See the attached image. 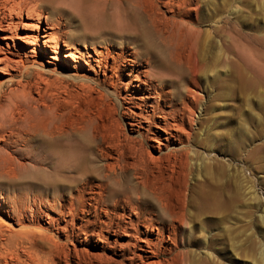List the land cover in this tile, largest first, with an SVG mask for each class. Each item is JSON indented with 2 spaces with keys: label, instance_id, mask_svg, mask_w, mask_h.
Masks as SVG:
<instances>
[{
  "label": "bare ground",
  "instance_id": "1",
  "mask_svg": "<svg viewBox=\"0 0 264 264\" xmlns=\"http://www.w3.org/2000/svg\"><path fill=\"white\" fill-rule=\"evenodd\" d=\"M20 1L22 0H0V97L4 87L10 84L16 82L20 87V89H10L5 104L0 102V180H7L15 195L11 213L19 229L17 232L25 233L24 239L27 240L32 239L29 236L35 237L36 240L38 238L36 233L44 235V238L40 236V242L44 246L48 245L46 251L40 249V246L39 249L37 248L42 252H34L36 255H31L29 259L31 264H57L56 260L61 259L62 254L65 256L73 252L78 255L79 251L75 248L67 249V251L66 248L64 249L66 243L72 244V237L81 238L89 244L92 236H95L96 244H110L103 240L100 233L95 234L88 229V226L77 222L81 219L79 207L83 200L99 201L95 193L94 197L93 193L84 194L85 191H83L85 190L83 186L89 183L85 177L88 172L84 166L88 161L92 163V160L84 155L82 149L79 151L76 149L73 152L69 150L74 147L71 144L74 145L80 133L79 126L69 125L70 118L63 110L64 108H60L58 104L42 102L38 93L33 95L31 82L25 80V83H22V77L25 76V72L28 75L30 66L26 65L25 61L44 54L48 67L53 70L48 68L44 70L41 66H37L41 70L40 73H34L35 81L44 79L41 75L43 73L41 71L44 70L47 73H55L57 76L55 78L52 76L54 79L52 81L61 83L59 79L64 78L59 77L66 74L58 71L57 67L74 71L76 74L82 70L93 71L95 76L97 72L102 71L104 78H108L113 89L125 87L129 90L132 86L147 92L143 103L146 105L144 107L149 108L148 118L159 120L156 125L159 132L156 136L162 137L163 133L164 140L177 145L174 152L177 165L176 178L173 179L172 184L167 183L164 178L159 179L157 174L156 177L152 175L147 162L149 159L151 162L155 159L152 156L147 161L144 159V146L132 152L133 161L130 163L124 160L122 150L121 159L118 155L125 167L130 165L129 168L132 167L131 170H134L132 175L137 180L135 185L126 187L121 185L114 165L103 166L105 171L101 172L103 180L101 188L119 206L121 203L125 208L127 207L131 214L129 216L133 218H129L126 223L129 226L117 223L113 230L115 236L129 238L125 244L114 241V246L110 247L112 251H118L117 256L122 259V262L126 261L128 264L196 263L192 248L200 244L208 249L212 245L215 238L209 237L208 231L211 232L210 229L214 227L225 230L224 223L227 222L228 215L236 211L242 196L247 197L251 202L254 215L256 212L260 213L256 218L264 225V203L256 191V183L252 184L246 179L247 187L242 181L233 182L235 177L233 175L226 179L222 170L223 165L217 169V172L210 166H203V162L198 161L199 156H196L194 148L202 143L210 146L214 139L206 134V130L202 129L197 134L192 127L186 126V122L190 120L187 113L191 109L188 101L197 102L195 89L203 85L208 86L211 83L209 75L214 70L216 72L205 49L206 44L209 46L210 40L208 38L204 42L205 32L202 33L195 28L202 22L200 12L208 10L210 0H92L91 16L103 17L110 12L111 16L119 21L117 26L109 28L113 33L112 38L115 37L116 40L92 43L80 40L79 36L72 37L74 41H68V39L63 41L64 59L61 55L60 37L56 32V26L32 8L28 7L29 9L24 11L20 7ZM126 19L130 21L129 24L124 23ZM220 21L223 22L221 18ZM217 29L222 31L220 25H217ZM226 36L224 35L223 39H226ZM79 45H82L84 50L77 47ZM133 45L139 51L138 56L131 55L130 49ZM229 51L230 49L227 48L225 58L228 57ZM219 54L222 55L221 50ZM224 55L223 59H225ZM120 60H123L122 65L119 64ZM250 62L247 65L249 73L245 72L244 76L240 67L236 74L225 72L228 76L224 84L226 95L240 98L252 94H264V55ZM12 72H19V78L14 77ZM134 73H136L135 76ZM216 75L213 77L216 78ZM73 76L75 77V74L72 73L71 77ZM132 77L136 83L134 85H131ZM126 79L130 83L125 82ZM43 81L46 87L50 85L48 81ZM263 100L260 97L256 113L245 115L248 124L256 125L255 131L249 133L239 120L238 126L227 138L225 151L230 158L237 159L241 153L245 152L243 162L250 164L245 168L246 172L251 170L263 173L264 171L262 163L264 158ZM18 110L21 114L16 117ZM238 116L236 112L235 117L238 118ZM140 117L146 123L149 122L148 118ZM118 133L110 134L107 138L110 142L116 141V145L120 147L123 146L124 141L120 139L121 135ZM253 138H259V142L252 143ZM154 142L158 144L154 148L160 153L159 142L155 139ZM249 142L252 144L248 145ZM247 147H249L248 151H244ZM122 148L125 150L124 147ZM29 164L34 169L32 176L35 181H26L27 176L22 174ZM195 166L200 175L197 174L188 187L187 175L189 169ZM117 168L123 171L120 167ZM201 169H204V172ZM46 170L50 173L49 175ZM259 185L264 188V177H260ZM142 201H149L155 206L154 219L145 216L150 215L152 211L142 208L140 204ZM2 209L0 205V210ZM85 210L81 212H86ZM107 225L110 226L105 223V226ZM140 226L144 229L143 233L139 229ZM223 231L220 237L224 239ZM249 233V249L246 252L250 256L256 254L258 259L254 258L253 264H257V260L259 264H263L264 233ZM151 235L159 238L154 240ZM60 237L64 242L58 240ZM206 237H209L207 243ZM240 251L242 252L241 249ZM76 255L75 257H78ZM232 255L230 257L238 258V250L232 251ZM201 256V259L206 261L205 264H216L213 254L208 250H204ZM105 261L109 262L111 259L106 257Z\"/></svg>",
  "mask_w": 264,
  "mask_h": 264
},
{
  "label": "rangeland",
  "instance_id": "2",
  "mask_svg": "<svg viewBox=\"0 0 264 264\" xmlns=\"http://www.w3.org/2000/svg\"><path fill=\"white\" fill-rule=\"evenodd\" d=\"M210 1H208V3L210 2L208 10H202L200 12V21L202 22L200 24L196 23L197 25L193 26L202 31V33L205 32L204 35L206 34V36L204 37V42H206L209 38V46L206 44L205 49L206 53L209 54L208 58L212 62L216 72L214 70V72H211L209 75L211 76V83L208 86L203 85L199 89H195L197 102H191V100L188 101L191 109H189V112L187 113L190 116V120L186 122V126L192 127L197 134L200 133V130L202 129L203 131L206 130V134H209L214 139L209 144L210 146H205L202 143L198 145L199 148H194V151L197 153L196 156H199L197 159L199 162H203V166H210L217 172V169L221 168L223 165L222 170L225 173L224 177H226V179L229 178L230 175H233L235 176L233 177V182L237 181L240 183L242 181L247 185V187V181L252 184L256 183V191L262 197V203H264V188L259 185L260 177H264V171L263 173L251 170L246 172L245 168L249 167L250 164L243 162L245 152L241 153L239 158L233 159L230 158L227 151H225L228 143L227 138L233 133V129L238 126L239 120L241 121V124L246 127L249 133L255 131L256 125L248 124L245 120V115L248 113H256L255 111H258V102L260 101V97L264 99V94H252L248 97L242 96L240 98H234V96L225 94L226 87L224 85L226 84L228 77L225 75L226 71H228V74L230 72L236 74L238 68L240 67L244 76L245 72L249 73L247 71V65H249L248 63H251L250 60H258L260 55H264V28L262 29V27H264V0ZM20 7L24 11L32 8L36 13H41L43 17H47L56 26V32L60 37L59 45L62 59H64L63 55L65 54L63 41H67V39L68 41H74L72 37L79 36L80 40H87L92 43L116 40L115 37L112 38L113 33L110 31L111 29L109 30V28L117 26L119 21L113 18L110 12H107L103 17L94 18L95 16H91L92 0H22L20 1ZM160 9L164 11L163 8L160 7ZM220 18L223 22L220 21ZM127 21L128 20L126 19V22L124 21V23L129 24L130 21H128V23ZM217 25L222 27V31L217 29ZM221 33L223 35H221ZM224 35H227L226 39H223ZM221 38L223 43H221ZM212 40L214 42H212ZM217 40L219 43H217ZM77 47L84 50L82 45ZM227 48H229L230 51L228 53V57L225 58L224 54L227 55ZM220 50L222 55L219 54ZM130 51L131 55L138 56L139 54L135 45L132 46ZM223 55L225 59H223ZM43 56H45V54L40 55L35 59L29 58L25 61V64L30 66L27 72L28 75L25 72V76L22 77V83H25V80L31 82L33 95L38 93L42 102L44 101L50 104H58L60 108H64L63 110H65L70 118L69 125L79 126L80 133L76 137L74 145L71 144L74 147L69 148V150L73 152L76 149L78 151L82 149L84 155L92 160V163L88 161L84 166L88 172L85 177H87L89 185L85 184V186H83L85 190L83 191H85L84 194L93 193L94 195L95 193L97 200L99 199L101 202H89L83 200L81 202L82 205L80 204L81 207H79V218L81 219L77 220V222L88 226V229L90 231L92 230V232L94 231L95 234L100 233L104 241L110 242V244H108L109 246L106 244H100L103 245V248L100 247L99 244H96L95 236H92L89 244L85 243L81 238L77 239L76 237H72V242L70 241L72 244L69 242L66 243L67 245L64 249L66 248L65 250L67 251V249L73 250L75 248L79 251V254L76 255L73 252L65 256L62 254L61 259L56 260V262L57 264H128L126 261L122 262V259L117 256L118 251H112L110 247L114 246V241L121 244H125L129 241V238L124 236H115L113 230L115 224L117 223H120L122 226L127 225L126 223L129 221V218H131V216H129L131 214L127 207L125 208L121 203L119 206L118 203H115L114 199H111L107 193L104 192L103 188H101L103 185L102 173L103 170L105 171L103 166L108 164L114 165L121 185H124L125 187L135 185L137 184V180H135L132 175L134 170H131L132 167L129 168L130 165H127L128 168L125 167V164H123L122 160H120V152L123 151L124 160L129 161L130 163L133 161L132 152H135L141 148V146H144V159L147 161L151 156L155 159L152 160V162L149 159L147 162L150 165L148 166L150 167L152 175L155 176L157 174L159 175V179L164 178L167 183L169 182L172 184L174 181L173 179L176 178L175 172L177 165L174 152L177 149V145H173L164 140L165 135H163V133L162 137L156 136L158 134L157 132H159L156 128L159 120L157 118H148L149 115L147 111H149V108L144 107L146 105L143 103V99L145 98L147 92H142L140 89L132 86H130L129 90H126L125 87H117L118 89H113L110 86L108 78H104L102 71L97 72V75L95 76L93 71L82 70L76 74L74 71L57 67L56 69L66 74V76L59 77L64 78L59 79L62 81L61 83L60 81H56L55 83L52 79L57 75L52 72L47 73L44 71L47 68L48 70H51L52 68L48 67ZM211 58H213L214 62ZM119 64L122 65L123 60H120ZM37 66L44 68V70L41 71L43 72L41 75H43V80L49 82V86L47 85L46 87L43 80L38 82L35 81L34 73H40L39 71L41 70ZM12 73L14 77L20 76L19 72ZM72 73L75 74L76 78L74 76L71 77ZM135 74L136 73H134V76ZM215 75L216 78L213 77ZM126 81L130 83L128 79H126L125 82ZM131 82V85L136 84L133 77ZM82 85H84L85 88ZM12 88L20 89L16 82L10 84L8 87H4L2 97H0L1 103H6L9 91ZM128 97L132 99H129ZM137 98H139V100ZM129 102L131 103L130 105ZM179 107L182 108L181 105H179ZM236 112H238V118L235 117ZM20 114L21 113L18 110L16 117H19ZM140 116L148 118L149 122L146 123ZM117 133L121 135L120 139L124 141L125 145L123 144V146L119 147L116 145V141L113 143L107 138L108 135ZM203 134L204 133L202 132L201 135L203 136ZM126 139L127 141H125ZM154 139L159 142L160 151L162 153H159V150L154 148L158 146V144L154 142ZM253 139H251L252 143L257 144L259 142V138ZM249 144L250 142L248 145ZM122 147H124L125 150H123ZM245 149L246 150L244 151H248L249 147ZM147 153L148 155H146ZM147 156L149 157L146 159ZM262 163L264 164V158ZM117 167H120L125 172L120 171ZM33 170L32 165L29 164L27 169L22 172V174L28 178L26 181L34 180V177L32 176L34 174ZM197 170L196 166L189 169V173L187 175L188 187L194 181L195 176H197V174L200 175V172ZM201 171L204 172V169H201ZM47 173L48 175L50 174L49 172ZM13 197H15V195L9 185V182L7 180H0V205L3 208L0 210V264H31V261L29 260L31 259V255L34 254V252H42L41 250H38L39 246L41 247L40 249L46 251V246L48 245L45 244L46 246H44L40 242L41 237L44 238V235L36 233V236H38V238L36 237V240L34 239L35 237L29 236L32 238L31 241L24 239L26 236L25 233L17 232L19 229L17 223H15V218L11 213L13 211V208L11 207H14V203H12V200L14 202ZM140 204L142 208L152 211L150 212L152 215L150 214L145 216H148L147 218L154 219L156 216V213L153 212L155 211V206L149 201H142ZM83 209H86V212H81ZM235 210V212L228 215L227 222L224 223L226 226H223V228L226 227L224 231L217 227L210 229L211 232L208 231L209 237L213 236V239L215 238L212 245L208 249L200 244V246L197 245L192 248V252L194 251L193 254H195L196 257V263L193 262V264L206 263L205 260L201 259V255L204 250H208L213 254L216 264H253L254 258L258 259L256 258V254L250 256L246 251L249 249L250 237H248V233H264V225L256 218L260 213L256 212L254 215L253 209L251 208V202L245 196H242V199ZM104 221L106 224H110V226H105V223H103ZM40 223L41 225H44L43 222ZM139 229L142 233L144 232L143 227L140 226ZM222 231L224 239L220 237ZM227 232L230 233L227 234ZM52 235L56 237L54 234ZM151 237L154 240L159 238L156 235H151ZM209 237H206V243L208 242ZM58 240L64 242L62 237L58 238ZM29 245L32 246L30 247ZM95 245L97 246L96 248L94 247ZM183 246L187 245L183 244ZM237 247L239 248L237 249ZM27 248L30 249L28 250ZM33 248L35 250H33ZM236 250H238L239 253L238 258L230 257L233 256L232 251ZM75 255L78 257H75ZM166 256H162V258H167L168 256ZM106 257L111 259V261H105ZM200 261H202V263ZM256 263L259 264L260 262L257 260Z\"/></svg>",
  "mask_w": 264,
  "mask_h": 264
}]
</instances>
